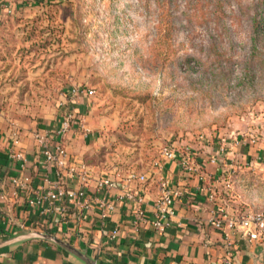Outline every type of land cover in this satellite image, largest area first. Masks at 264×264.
I'll list each match as a JSON object with an SVG mask.
<instances>
[{"label": "rangeland", "instance_id": "rangeland-1", "mask_svg": "<svg viewBox=\"0 0 264 264\" xmlns=\"http://www.w3.org/2000/svg\"><path fill=\"white\" fill-rule=\"evenodd\" d=\"M17 1L0 23V111L56 121L79 89L97 132L85 159L106 172L146 168L165 145L264 140V0Z\"/></svg>", "mask_w": 264, "mask_h": 264}, {"label": "crops", "instance_id": "crops-1", "mask_svg": "<svg viewBox=\"0 0 264 264\" xmlns=\"http://www.w3.org/2000/svg\"><path fill=\"white\" fill-rule=\"evenodd\" d=\"M21 4L24 2L0 0V20ZM86 102V98H80L72 107L80 103L79 110H76L80 114L89 107ZM61 118L62 115L55 121L52 117V121L36 125L35 121H24L0 111V241L27 230H41L54 233L76 247H88L90 253L105 264H224L222 258L227 254H230L232 264H264V244L261 241L218 230L211 224L219 202H224L234 214L264 207V140L259 145L246 147L240 154L236 150L226 154L217 150L209 155L197 153L200 168L192 178H188L176 162L166 161L165 174L184 189V197L177 203L176 222L164 233L156 232L147 224L135 231L130 210L123 202H117L116 210L109 213L106 227L94 212L88 214L78 228L64 224L55 216L43 214L26 202L32 190L49 189L56 179L55 166L44 169L41 165L42 151L34 132L57 129L61 126ZM89 128L88 135H74L72 130L66 136L71 162L85 161L101 169L104 175L112 174L106 172L100 163L85 159L97 137V132ZM15 138L18 143L14 145ZM13 149L24 153L25 167L22 168L20 161L13 158ZM211 157H217L218 162L211 163ZM227 172L232 173L233 189H226L218 181ZM16 177L30 178L28 188L22 189L13 183ZM209 184L218 191L216 195L212 196L204 189ZM91 189L94 190L92 186ZM120 191V185L113 190L114 193ZM159 193L158 179L151 177L147 208L152 207ZM42 222H47L46 226L38 225ZM115 224L120 226L122 234L116 242H109L107 234ZM0 264L83 262L54 243L29 240L0 248Z\"/></svg>", "mask_w": 264, "mask_h": 264}, {"label": "built area", "instance_id": "built-area-1", "mask_svg": "<svg viewBox=\"0 0 264 264\" xmlns=\"http://www.w3.org/2000/svg\"><path fill=\"white\" fill-rule=\"evenodd\" d=\"M10 12V11H9ZM79 89L73 88L67 97V110L62 114L61 126L57 129H45L34 132L42 151L41 165L44 169L56 167V179L49 189H34L27 198V204L39 209L41 213L55 216L64 224H73L80 228L81 223L90 213H97L103 226L106 227L109 213L115 211L117 202H123L132 215V227L135 231L141 230L144 224L150 225L156 232L164 233L176 222L177 203L184 197V189L176 185L166 174V161L176 162L188 178L195 177L200 164L198 154L185 147L178 149L175 146H163L159 158L146 168H130L126 171L115 167L112 174L104 175L101 169L92 167L85 161L71 162L67 147L66 136L73 130L74 135H88L90 129L86 124V118L77 113L72 105L77 100ZM72 107V108H71ZM58 137V139L56 138ZM254 141V139L252 140ZM18 143V138L13 141ZM233 150L226 149V145L220 146L218 153L225 154ZM12 156L20 161L21 167L26 165V157L20 150L13 149ZM211 163H217V157H211ZM151 177L158 179L160 187L159 196L153 201L152 207L147 208V190ZM13 183L17 186L28 188L30 178H14ZM219 182L226 189L234 188L232 173L219 177ZM121 186L119 193L113 190ZM91 186L94 190L91 189ZM212 196L218 191L213 184L205 185ZM42 222L38 224L46 226ZM57 224V222L55 221ZM211 224L218 230H226L233 234L249 236L251 240L263 242L264 239V207L250 209L242 214H234L227 209L224 202H219L214 210ZM228 230V231H227ZM41 231V230H40ZM122 234L119 225L110 228L108 241L116 242ZM224 264H232L230 254L222 258Z\"/></svg>", "mask_w": 264, "mask_h": 264}, {"label": "water", "instance_id": "water-1", "mask_svg": "<svg viewBox=\"0 0 264 264\" xmlns=\"http://www.w3.org/2000/svg\"><path fill=\"white\" fill-rule=\"evenodd\" d=\"M244 238L250 240L249 236L243 235ZM29 240H43L54 243L59 247L65 249L75 257H77L83 264H105L97 259L92 253H90L88 247H76L69 241L57 236L49 231H37L27 230L23 233H19L13 237H9L3 241H0V248L11 246L13 244L21 243ZM261 244H264V239Z\"/></svg>", "mask_w": 264, "mask_h": 264}, {"label": "trees", "instance_id": "trees-1", "mask_svg": "<svg viewBox=\"0 0 264 264\" xmlns=\"http://www.w3.org/2000/svg\"><path fill=\"white\" fill-rule=\"evenodd\" d=\"M9 14H12V13H9ZM9 14H7V15H3L2 18H1V20H0V23H2V22H4L5 20H7L8 17H9Z\"/></svg>", "mask_w": 264, "mask_h": 264}]
</instances>
